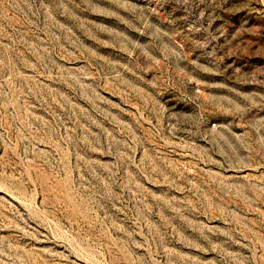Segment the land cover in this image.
I'll return each instance as SVG.
<instances>
[{
  "label": "rangeland",
  "instance_id": "374dc122",
  "mask_svg": "<svg viewBox=\"0 0 264 264\" xmlns=\"http://www.w3.org/2000/svg\"><path fill=\"white\" fill-rule=\"evenodd\" d=\"M0 264H264V0H0Z\"/></svg>",
  "mask_w": 264,
  "mask_h": 264
}]
</instances>
